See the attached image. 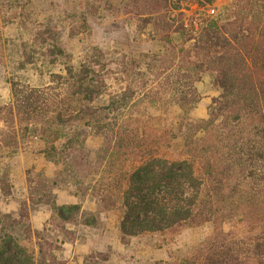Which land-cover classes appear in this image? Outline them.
<instances>
[{"label":"rangeland","instance_id":"rangeland-1","mask_svg":"<svg viewBox=\"0 0 264 264\" xmlns=\"http://www.w3.org/2000/svg\"><path fill=\"white\" fill-rule=\"evenodd\" d=\"M170 1L168 15L174 27L180 19L190 25L223 16L225 7L233 2L215 0L202 5L203 0ZM239 1L243 12H249L250 0ZM143 2L0 0V105L11 102L13 81L43 88L51 73L65 72L67 60L78 66L101 51L106 64L100 67L106 73L107 86L94 105H106L126 95L128 105L122 115L145 127L148 137L176 133L170 152L178 156L184 144L183 129H179L182 119H207L219 90L211 76L204 74L195 82L201 95L197 106L185 114L175 103L181 85L178 59L176 63L161 60L167 45L154 22L144 19L152 13H141L146 12ZM172 38L178 47L182 45L179 32H173ZM86 120L65 129L66 137L55 150L59 160L45 156V142L39 135L0 121V142L12 130L17 134L15 145L0 147V176L7 177L11 191L6 194L0 188V213L9 215L0 221V264H94L90 262L99 258V252L109 254L104 264L170 263L194 255L218 224L209 221L171 234L128 235L119 227L122 212L101 207V196L94 193V186L115 181L120 165L109 168L102 164L98 171L94 168L104 138L87 126ZM72 135L79 140L75 145L65 142ZM235 173L236 179L225 192V211L239 220L238 229L233 220H225L220 229L233 230L240 246L247 247L250 234L258 230L250 223V177L239 170ZM43 186L57 204H79L87 215L96 214L97 224L84 223L80 213L77 222L62 221L44 201L47 197L41 194L47 189ZM23 208L28 216L21 223Z\"/></svg>","mask_w":264,"mask_h":264},{"label":"trees","instance_id":"trees-1","mask_svg":"<svg viewBox=\"0 0 264 264\" xmlns=\"http://www.w3.org/2000/svg\"><path fill=\"white\" fill-rule=\"evenodd\" d=\"M132 1H144L146 12L141 13H152L144 19L154 22L167 45L161 60L177 62L181 85L175 103L185 114L201 99L195 82L204 74L211 76L219 90L207 119H182L179 129H183L184 144L178 156L170 152L176 133L148 137L145 127L122 115L128 105L126 95L106 105H94L107 86L106 73L100 67L106 64L101 51L78 66L67 60L65 72L51 73L43 88L13 81L11 102L0 105V121L39 135L45 142V156L59 160L55 150L66 137L65 129L87 119L86 125L104 138L94 168L120 165L116 180L105 185L100 182L94 193L101 196L103 209L122 212L119 227L125 234H171L209 221L218 224L194 255L159 264H264V0H250L249 12H243L240 1L233 0L223 16L190 25L180 19L175 27L168 15L170 0ZM173 32L183 37L180 47L173 41ZM15 132L0 147L15 145ZM76 141L78 137L72 135L65 142L75 145ZM236 170L250 177V223L258 228L250 234L247 247L240 246L233 230L220 229L225 220H233L238 229L239 220L225 211V192L236 179ZM0 188L11 193L5 175L0 176ZM43 188L47 189L41 194L47 197L44 201L62 221L77 222L80 213L84 223L97 224L96 214L87 215L79 204L59 205L49 198L51 191ZM2 216L9 217L0 213V221ZM27 216L23 208L21 223ZM98 257L90 263L104 264L110 258L105 252Z\"/></svg>","mask_w":264,"mask_h":264}]
</instances>
